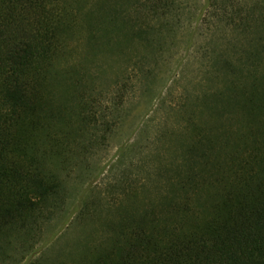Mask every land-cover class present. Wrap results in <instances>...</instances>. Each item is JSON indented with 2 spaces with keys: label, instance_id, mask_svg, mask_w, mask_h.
<instances>
[{
  "label": "trees",
  "instance_id": "obj_1",
  "mask_svg": "<svg viewBox=\"0 0 264 264\" xmlns=\"http://www.w3.org/2000/svg\"><path fill=\"white\" fill-rule=\"evenodd\" d=\"M195 4L0 0V263L264 264V0ZM218 24L235 40L202 48V26ZM199 48L197 89H178ZM163 63L143 120L149 136L168 102L178 122L150 142L166 138L171 153L155 158L147 139L123 143L108 170L90 166V141L113 134ZM131 149L152 171L134 173L133 155L123 164ZM92 216L139 219L135 240H85L78 257L50 260L52 237Z\"/></svg>",
  "mask_w": 264,
  "mask_h": 264
},
{
  "label": "rangeland",
  "instance_id": "obj_2",
  "mask_svg": "<svg viewBox=\"0 0 264 264\" xmlns=\"http://www.w3.org/2000/svg\"><path fill=\"white\" fill-rule=\"evenodd\" d=\"M191 1V3H196L197 6L201 0H188ZM199 6V5H198ZM195 7V6H193ZM201 29V28H200ZM201 31L203 32V36H199L198 38V44L202 46V48H209L212 49L214 52L216 47L219 48H225L227 45L231 42H233L236 38L235 34L228 29L222 27L221 24H218L217 26L209 25L208 29L205 30V26H202ZM238 45V44H236ZM178 48L172 50V62L171 64L180 59L182 50H181V44L177 46ZM199 47V46H195ZM201 49H198V52L194 53L192 57L190 56V64L186 66L185 74L186 76L179 80L176 84L178 89H182L185 87V89L189 91H195L197 89L195 78L197 74V67L199 63V55H200ZM183 55V54H182ZM170 56V55H169ZM171 57V56H170ZM169 63L162 64L160 68L158 69L157 78L153 80L152 86L150 90L148 91H138V95L134 97H129L127 104L125 107H123L118 112V119L119 124L115 128V131H113V134L107 138L100 139L98 137H95L92 141L89 143L90 148V154L92 156L89 157L88 163L90 166L93 167H101L105 163H107L104 168L105 170H108V167L116 162V150L123 144V143H129V144H135L136 150L138 147H145L147 144L148 139V147L149 150H151V153L154 154L155 158L156 155H159V153H165V155L168 153L170 154L171 151H169L166 148L167 139H163L160 136L155 137L153 139V142H150L152 140L153 132H156L158 128L164 125L169 126H175L178 122V116L176 114L169 113V106L165 108H162L161 111H159V114L156 115V119L154 121L149 122V127L147 130H149V136L145 133V124L146 119L145 114L149 111V106L155 99V92H157V89L165 82L166 75L168 74L169 69L167 68ZM116 68H113L111 70H107L105 72V75L103 76V79H101L102 82L107 83V79H110L113 77L115 73ZM167 70V71H165ZM162 77V78H161ZM165 85V83L163 84ZM163 91L166 93L167 89L163 88ZM172 97V96H171ZM168 101V99H167ZM143 120V121H142ZM101 134V133H100ZM156 150H154L153 147ZM126 144V145H127ZM129 150L126 153L122 152L119 154L121 161L123 164L127 165L129 163L128 158L133 155L132 159L133 162L131 164L134 165L133 169H131L134 173H141V169L146 168L150 169L152 171V167L148 166L147 164V158L145 154H142L141 156H138L137 153L130 152ZM89 154V155H90ZM174 155V154H172ZM152 159L153 156L151 157ZM114 159V160H112ZM104 170V171H105ZM122 171L120 168L112 169L109 172H112L111 178H114V176ZM118 175V174H117ZM134 175V174H132ZM101 177L99 178V180ZM99 189L102 192H106L104 190H107L109 187H105L102 184V180L100 182ZM149 190H151V187H148ZM113 194V193H112ZM118 198H116L115 202H117ZM140 225V221L137 218H131V217H111V218H104V217H85L81 218L76 222H72L69 227L65 230H63L61 233L58 232V234L54 235L52 238L55 240V245H52L51 249L47 250V254L49 259H54L55 257L64 259L66 261H71L73 258H76V256H79V253L81 254L82 250V244H79V242H84L85 245L88 243L95 242V239H112L120 242H131L135 240V234L138 230V227ZM190 231L183 230L180 231V236H188ZM10 255L16 258L15 250L11 251ZM18 258V256H17ZM0 264H3L0 263ZM4 264H20L13 261H9L8 263Z\"/></svg>",
  "mask_w": 264,
  "mask_h": 264
}]
</instances>
